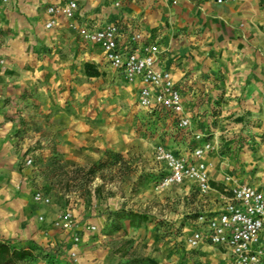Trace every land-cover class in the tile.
<instances>
[{"label": "rangeland", "instance_id": "1", "mask_svg": "<svg viewBox=\"0 0 264 264\" xmlns=\"http://www.w3.org/2000/svg\"><path fill=\"white\" fill-rule=\"evenodd\" d=\"M253 16L247 22L260 46L264 18ZM239 37L245 38L243 32ZM159 47L167 51L166 45ZM50 52L44 51L50 55L44 60L57 62L62 56L61 50ZM32 61L36 59L18 62L26 67ZM78 67L67 73L39 72L41 78L34 76V82L23 85L9 103L15 147L28 143L18 157L19 166L27 171L34 189L49 197L55 214L53 240L41 250L68 264H214L206 253L184 244L197 217L207 214L206 197L193 185L162 184L166 170L155 159L154 147L160 143L190 158L194 147L209 142L212 148L204 160L211 154L221 162L226 173L221 179L229 175L237 182L247 172L259 178L264 173V85L235 93L234 87L223 83L224 72L218 68L204 95L209 108L184 129L166 111L143 113L130 81L122 75L101 69V75L86 77L82 65ZM193 131L202 136L195 138ZM106 149L119 153L121 160L92 177L73 172V165L105 159ZM56 153L64 168L50 164ZM260 183L264 185V180ZM111 209L136 210L150 218L138 228L125 220L121 228L111 229L106 221ZM67 212L72 215L70 229L59 222Z\"/></svg>", "mask_w": 264, "mask_h": 264}, {"label": "crops", "instance_id": "2", "mask_svg": "<svg viewBox=\"0 0 264 264\" xmlns=\"http://www.w3.org/2000/svg\"><path fill=\"white\" fill-rule=\"evenodd\" d=\"M66 1L0 0V58L4 61L0 64V241L15 245L30 240L39 246L50 244L53 240L51 220L55 219V214L49 203L33 200V193L39 190L32 186L25 168L19 166L18 157L22 156L28 143H21L18 149L15 147L11 137L15 128L10 119L13 116L10 100L18 95L23 85L32 84L34 76L41 78L39 72L42 71L67 73L76 65L78 68L82 65L83 70V63L89 61L99 71L108 69L120 74L103 61L96 45L82 41L64 20L53 27H45L47 5ZM76 1L77 23L103 26L116 22L121 42L131 41L135 48L149 42L166 45L167 51L161 52L158 66L171 73L184 107L194 122L204 109L209 108L204 95L218 68L224 72L223 83L234 87L235 93L264 85V52L260 49L264 50V38L258 42L260 47L247 22L253 14L255 20L264 18V0H223L220 3L215 0H176L175 3L173 0ZM240 24L244 26L240 27ZM241 32L245 37L243 40L239 37ZM137 33L141 38L136 41L133 36ZM48 49L54 55L61 50L62 56L57 62L44 60V55H48L44 51ZM24 59L36 61L27 62L23 67L18 61ZM130 86L137 103L139 83L132 81ZM205 161L209 182L215 183L203 205L207 212H211L217 207L216 190L222 188L221 173H226L214 155L208 154ZM250 174H243L237 183L246 182L264 188L260 183L264 180V173H260L259 178ZM196 249L206 253L214 264L228 261L223 245L202 243ZM58 258L59 262L68 264L60 256ZM30 264H44V260L37 258Z\"/></svg>", "mask_w": 264, "mask_h": 264}, {"label": "built area", "instance_id": "3", "mask_svg": "<svg viewBox=\"0 0 264 264\" xmlns=\"http://www.w3.org/2000/svg\"><path fill=\"white\" fill-rule=\"evenodd\" d=\"M76 9V0L48 4L45 27H53L60 20H64L82 41L100 49L106 64L126 80L139 83L136 101L140 108L147 112L166 111L176 120L178 127L190 128L191 115L184 107L175 80L168 70L158 66L162 52L159 45L149 42L135 48L131 41L121 42L116 22L103 26L77 23ZM140 38L139 33L133 36L136 41ZM192 134L195 138L202 136L199 131H193ZM211 148L209 142L196 146L191 151V157L187 158L163 144H156L155 159L166 170L162 184L167 186L188 182L199 195L206 196L212 187L204 155ZM29 162L30 159L27 164ZM216 193L217 207L214 211L197 217L196 227L184 236L185 246L192 249L202 243L211 246L223 245L228 255L226 264H264V188L246 182L237 183L229 175H225L222 188L217 189ZM32 198L37 202L49 203V197L41 191H35ZM59 222L62 227L70 229L73 222L71 213H64L59 217ZM49 264L61 263L55 261Z\"/></svg>", "mask_w": 264, "mask_h": 264}, {"label": "trees", "instance_id": "4", "mask_svg": "<svg viewBox=\"0 0 264 264\" xmlns=\"http://www.w3.org/2000/svg\"><path fill=\"white\" fill-rule=\"evenodd\" d=\"M83 73L87 77H96L101 74L96 65L89 61L83 63ZM103 156L105 159H101L88 166L73 165L72 170L75 173L92 177L101 168L112 166L117 160H121V155L119 153L112 152L108 149L103 151ZM54 157L55 158H52L50 164H53L54 167L58 166L61 168L66 166L61 163L58 153H56ZM209 183L211 187L215 186L213 181H210ZM149 218L150 216L147 213L136 210L111 209L109 210L106 221L111 229L121 228L125 220L129 227L138 228L141 224L148 221ZM191 250L196 251V249ZM37 258L49 260L50 263L57 261V259L51 256L50 252L42 251L41 246L31 240L19 245L7 241H0V264H30L31 262L36 261Z\"/></svg>", "mask_w": 264, "mask_h": 264}]
</instances>
